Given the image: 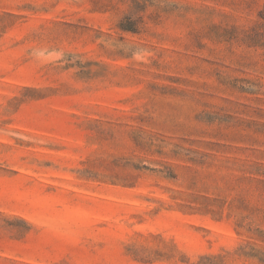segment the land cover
<instances>
[{
  "label": "rangeland",
  "instance_id": "rangeland-1",
  "mask_svg": "<svg viewBox=\"0 0 264 264\" xmlns=\"http://www.w3.org/2000/svg\"><path fill=\"white\" fill-rule=\"evenodd\" d=\"M0 264H264V0H0Z\"/></svg>",
  "mask_w": 264,
  "mask_h": 264
},
{
  "label": "clouds",
  "instance_id": "clouds-1",
  "mask_svg": "<svg viewBox=\"0 0 264 264\" xmlns=\"http://www.w3.org/2000/svg\"><path fill=\"white\" fill-rule=\"evenodd\" d=\"M34 58L40 63L44 64H58L63 61L66 54L58 49H48V48H37L33 49L32 52ZM134 59L138 62H147L148 53L144 50H140L133 53Z\"/></svg>",
  "mask_w": 264,
  "mask_h": 264
}]
</instances>
